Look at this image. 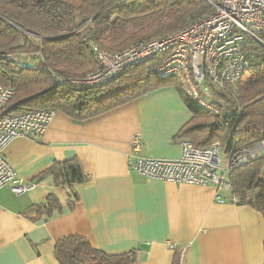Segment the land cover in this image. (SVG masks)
<instances>
[{"label":"crops","instance_id":"1","mask_svg":"<svg viewBox=\"0 0 264 264\" xmlns=\"http://www.w3.org/2000/svg\"><path fill=\"white\" fill-rule=\"evenodd\" d=\"M185 105L178 82L167 80L80 122L56 111L40 136L11 140L3 155L34 186L20 194L0 188V264H58L53 248L67 236L109 255L136 251L134 264H172L177 254L179 264H263L264 216L255 208L215 202L212 186L149 180L127 166L135 135L140 156H180L176 136L192 117ZM71 158L87 179L69 201L64 187L39 175ZM50 194L60 211L47 217L34 206Z\"/></svg>","mask_w":264,"mask_h":264},{"label":"trees","instance_id":"2","mask_svg":"<svg viewBox=\"0 0 264 264\" xmlns=\"http://www.w3.org/2000/svg\"><path fill=\"white\" fill-rule=\"evenodd\" d=\"M208 0H0V85L13 89L9 114L54 109L76 122L130 101L170 77L152 80L160 55L125 67L113 79L93 84L84 79L98 69L93 46L118 53L127 47L167 36L212 11ZM258 36V35H257ZM259 37V36H258ZM245 68L239 80L219 97V114L199 108L183 95L192 117L177 139L207 146L222 132L225 149L251 146L264 137V46L246 36L242 44ZM157 77V76H156ZM169 81V80H168ZM180 87V86H179ZM64 187L69 201L77 199L74 185L87 179L77 158L54 162L39 175ZM238 204L264 216V158L249 161L228 176ZM43 209L50 217L60 211L50 194ZM264 251V244H263ZM58 264H134L136 251L109 255L81 236H67L55 244ZM175 255L172 264H179ZM264 264V263H263Z\"/></svg>","mask_w":264,"mask_h":264},{"label":"built area","instance_id":"3","mask_svg":"<svg viewBox=\"0 0 264 264\" xmlns=\"http://www.w3.org/2000/svg\"><path fill=\"white\" fill-rule=\"evenodd\" d=\"M208 1L212 6L209 14L165 37L133 44L118 53L93 46L98 69L74 82L109 81L125 67L160 55L159 63L152 70L154 75L175 78L185 97L204 111L219 114L224 107L219 95L226 86L241 78L246 66L242 49L245 37L251 36L264 46V0ZM0 57L11 59L10 55ZM13 94L12 88L0 85V188L9 186L12 192L20 194L32 189L34 184L18 178L2 150L16 137L40 136L56 111L42 109L9 114L8 103ZM176 142L180 147L178 158L143 157L139 155L141 139L135 135L127 156L128 168L149 180L212 186L217 191L215 202L237 203L231 193L229 174L249 161L264 158V137L251 146H231L224 150L217 143L195 146L187 138ZM167 245L174 248L172 244Z\"/></svg>","mask_w":264,"mask_h":264},{"label":"rangeland","instance_id":"4","mask_svg":"<svg viewBox=\"0 0 264 264\" xmlns=\"http://www.w3.org/2000/svg\"><path fill=\"white\" fill-rule=\"evenodd\" d=\"M152 80H157L158 81V77H156L155 75L152 77ZM170 82H172V83H177V81H175L176 79L175 78H173V77H170L169 79H168ZM223 135H222V132L220 131H218V132H216L215 134H214V136H213V138H212V142L213 143H217V144H219L221 147H222V150H224L225 149V146H226V143L224 142L225 140H223Z\"/></svg>","mask_w":264,"mask_h":264}]
</instances>
